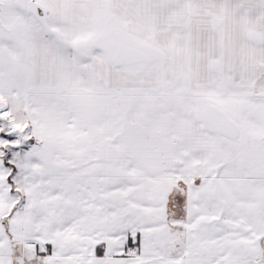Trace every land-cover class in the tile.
Instances as JSON below:
<instances>
[{
	"label": "snow or ice",
	"instance_id": "obj_1",
	"mask_svg": "<svg viewBox=\"0 0 264 264\" xmlns=\"http://www.w3.org/2000/svg\"><path fill=\"white\" fill-rule=\"evenodd\" d=\"M0 264H264V0H0Z\"/></svg>",
	"mask_w": 264,
	"mask_h": 264
}]
</instances>
